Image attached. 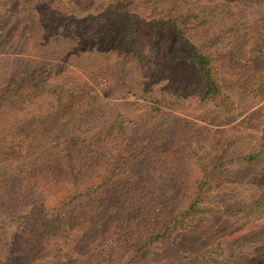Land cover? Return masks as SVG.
<instances>
[{"label": "rangeland", "instance_id": "obj_1", "mask_svg": "<svg viewBox=\"0 0 264 264\" xmlns=\"http://www.w3.org/2000/svg\"><path fill=\"white\" fill-rule=\"evenodd\" d=\"M23 1L0 0V130L15 117L4 101L9 94L5 89H13L21 79L38 74L54 83H68L89 90V102L80 112L85 123L78 116L68 119L58 136L68 134L81 122L84 130L90 128V143L92 139L102 140L92 149L98 162L93 168L97 183L108 177L115 182L116 175L112 176L109 171L117 155L122 154L125 160L132 150L128 145L149 141L134 165L144 183L149 184L150 192L140 205L125 192L98 202L93 206L88 229L72 240L52 241L42 248L31 246V235L23 223L1 225L0 263L104 264L100 258L103 253L106 255L102 236L107 221L126 219L131 226H137L139 219L146 217L147 223L149 217L145 212L151 200L150 186L153 194L159 195L173 188L172 194L180 186L169 177L159 176L160 155L156 146L171 145L173 150L182 153L186 163L183 180L186 185L198 186L212 157L224 149L233 156L257 154V158L235 160L216 172L205 186L192 224L178 230L168 242L154 250L155 264H196L194 259H200V264H264V242H261L264 240V93L257 89L259 84L264 85V55H258L254 47H264V0H212L207 3L214 5L218 29L232 37L231 40L241 41L237 44L242 43L245 50L223 45L218 53L214 52L222 88L215 101L163 113L156 112V102L168 91L197 83L198 78L189 55L190 47L179 43L171 30L159 35L158 66L134 78V96L122 84L108 78L111 73L115 75L113 80L122 77L116 68L124 55L125 19L112 20L111 35L99 29V39L85 40L65 50L49 45L41 17L35 9H26ZM58 2L56 6H66L83 15L101 4L99 0ZM139 34L144 46H148L147 27L142 26ZM249 36L250 46L246 43ZM150 55L156 57V52ZM248 63L250 91L243 88L238 91L233 83L240 81L239 77L247 72ZM47 105L49 102L42 101L32 109L37 111ZM160 128H163L164 141L161 144H156V140L150 142L153 137L156 139ZM120 181V189L134 183ZM184 184L181 185L186 186ZM47 193L50 202L58 203L65 189L55 188ZM23 200L27 201V196ZM189 202L190 199L180 201L184 207Z\"/></svg>", "mask_w": 264, "mask_h": 264}, {"label": "trees", "instance_id": "obj_2", "mask_svg": "<svg viewBox=\"0 0 264 264\" xmlns=\"http://www.w3.org/2000/svg\"><path fill=\"white\" fill-rule=\"evenodd\" d=\"M99 1L98 9L84 15L63 5L56 6L58 0H24L23 3L26 9L38 12L49 45L65 50L85 40L99 39V29H105L111 35L112 20L125 19L127 33L124 55L116 68L122 77L114 81L115 75L111 73L108 78L122 84L134 96V78L144 76L151 68L158 66L159 35L171 30L179 43L190 47L189 55L198 78L197 83L168 91L156 102V112L196 107V104H208L220 97L221 78L216 73L218 59L214 57V52L218 53L223 45L234 46L233 50H245V47L241 46L242 43L237 44L241 41L231 40L232 37L218 29L214 5L207 4L212 0ZM142 26H146L150 33L148 46H144L140 39ZM246 43L250 46V36ZM254 47L258 55H264V47ZM153 52H156V57H151L150 53ZM246 68L247 72L239 77L240 81L233 83L238 91L242 88L250 91V63ZM259 86L257 89L264 93L263 83ZM13 87H6L5 92L9 94L4 101L15 117L0 130V226L23 223L31 235V246L34 249L42 248L52 241L72 240L79 232L88 229L93 206L118 192H125L132 196L135 204H142L150 192L149 184L144 183L137 174L134 161L143 154L149 141H140V146L128 145L132 150L125 160L122 154L117 155L113 169L109 171L112 176L116 175L115 182L114 178L108 177L97 183L93 168L97 167L98 162L92 149L102 140L92 139L90 143V128L84 130L85 125L81 122L68 134L58 136L66 120L75 116L82 119L80 112L89 102L90 91L68 83H54L38 74L21 79ZM143 99L146 100V96ZM42 101L49 102V105L37 108V111L32 109ZM82 121L85 123L84 119ZM161 129L156 139L153 137L150 142L156 140V144H161L164 141ZM156 147L160 155L159 176L169 177L180 186L172 194L170 191L173 188L163 190L160 195L153 194L154 189L150 186L151 200L147 202L149 209L145 212L149 217L147 223L146 217L139 219L137 226H131L126 219L107 221L102 236L106 255L103 253L100 258L104 264H155L152 257L154 250L168 242L178 230L192 224L199 211L205 186L216 172L235 160L253 161L257 158V154L233 156L224 149L212 157L198 186L186 185V163L182 153L173 150L171 145ZM122 179L134 183L120 189ZM182 182L186 186L181 185ZM114 184L118 185L117 188ZM138 185L143 188H136ZM55 188L65 189L58 203L50 202L47 193ZM26 196L27 201L24 202ZM184 199H190L187 207L180 203ZM194 262L200 264V259H194Z\"/></svg>", "mask_w": 264, "mask_h": 264}]
</instances>
